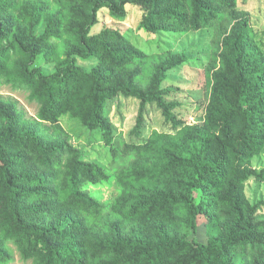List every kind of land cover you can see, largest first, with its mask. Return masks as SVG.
I'll return each instance as SVG.
<instances>
[{
	"label": "trees",
	"instance_id": "trees-1",
	"mask_svg": "<svg viewBox=\"0 0 264 264\" xmlns=\"http://www.w3.org/2000/svg\"><path fill=\"white\" fill-rule=\"evenodd\" d=\"M101 11L118 22L135 11L150 38L93 32ZM207 29V104L202 122L184 125L163 84L188 55L153 39ZM3 85L38 110L28 119L0 98V264L14 250L29 264H264L261 204L245 194L250 179L264 181V168L252 167L264 152V51L236 0H0ZM119 96L138 103L139 138L150 106L176 131L120 141L128 161L109 175L84 159L60 119L111 146ZM110 181L120 192L108 204L84 188ZM201 224L206 244L194 237Z\"/></svg>",
	"mask_w": 264,
	"mask_h": 264
},
{
	"label": "rangeland",
	"instance_id": "rangeland-1",
	"mask_svg": "<svg viewBox=\"0 0 264 264\" xmlns=\"http://www.w3.org/2000/svg\"><path fill=\"white\" fill-rule=\"evenodd\" d=\"M236 5L238 10L245 12L255 39L264 51V0H236ZM99 15L102 16L103 20L100 24L95 25L93 32H97L102 26H110L126 32L134 43L145 44L148 41L147 38H150L146 33L137 30L140 17L136 15L135 11H132L131 15L122 22L112 19L107 11H101ZM212 35V30L207 29L185 34L179 39L172 36L153 39L156 45L161 40L162 47H169L175 53L188 55V62L167 73V80L163 84L165 88L171 90L172 93L168 101L176 105L173 113L184 125H187L191 117L195 119L194 124L196 125L202 122L203 112L207 104L205 69L209 62ZM154 48L156 49L155 46ZM79 64L85 69H89L91 66L85 62ZM43 71L49 74L54 71V68L50 64L44 67ZM0 98L15 102L17 108L25 114L26 118H36L38 106L28 100L25 91L14 90L3 85L0 87ZM110 107L109 117L114 129V139L111 146L105 144L99 131L87 130L79 122L67 116L60 119L63 128L71 134L72 144L81 151L84 159L102 166L109 175H113L117 167L125 165L128 161V156L121 153L120 141L138 143L140 138L142 140L148 139L154 130L170 133L176 131L172 128V124L164 119L160 110L155 106H150L145 111V124L139 138L133 133L138 109L137 101L119 96ZM113 147L117 150L112 151L111 148ZM252 167L256 170L264 168V152L253 159ZM84 188L93 199L107 204L113 202L120 192L114 181L86 184ZM245 194L252 204H261L258 215L264 218V181L250 179L245 185ZM195 196L198 197V193ZM194 237L199 243H207L204 224L200 225ZM11 253L10 264H29L24 263L15 250Z\"/></svg>",
	"mask_w": 264,
	"mask_h": 264
},
{
	"label": "built area",
	"instance_id": "built-area-1",
	"mask_svg": "<svg viewBox=\"0 0 264 264\" xmlns=\"http://www.w3.org/2000/svg\"><path fill=\"white\" fill-rule=\"evenodd\" d=\"M194 123H195V119L193 117L189 118L188 124H194Z\"/></svg>",
	"mask_w": 264,
	"mask_h": 264
}]
</instances>
